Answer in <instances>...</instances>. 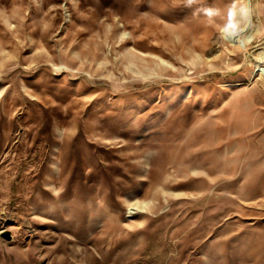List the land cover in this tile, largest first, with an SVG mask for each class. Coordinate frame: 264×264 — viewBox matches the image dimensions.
Wrapping results in <instances>:
<instances>
[{
	"label": "rangeland",
	"instance_id": "obj_1",
	"mask_svg": "<svg viewBox=\"0 0 264 264\" xmlns=\"http://www.w3.org/2000/svg\"><path fill=\"white\" fill-rule=\"evenodd\" d=\"M259 67L264 0H0V264H264Z\"/></svg>",
	"mask_w": 264,
	"mask_h": 264
},
{
	"label": "bare ground",
	"instance_id": "obj_2",
	"mask_svg": "<svg viewBox=\"0 0 264 264\" xmlns=\"http://www.w3.org/2000/svg\"><path fill=\"white\" fill-rule=\"evenodd\" d=\"M245 9L242 12V15H238L236 17V22H239L240 19H243V24L238 29H233L230 26H223L220 29L221 35L230 42L239 43L241 46L245 47L251 41V37H244L251 25L252 17H251V10L250 5L246 3ZM254 24V23H253ZM264 78V67H259L256 70Z\"/></svg>",
	"mask_w": 264,
	"mask_h": 264
},
{
	"label": "water",
	"instance_id": "obj_3",
	"mask_svg": "<svg viewBox=\"0 0 264 264\" xmlns=\"http://www.w3.org/2000/svg\"><path fill=\"white\" fill-rule=\"evenodd\" d=\"M3 237H4L6 240H10V239H11L10 234H7V233L3 234Z\"/></svg>",
	"mask_w": 264,
	"mask_h": 264
}]
</instances>
